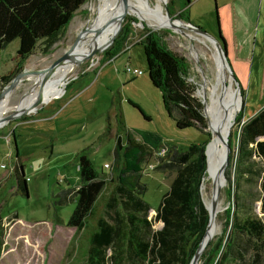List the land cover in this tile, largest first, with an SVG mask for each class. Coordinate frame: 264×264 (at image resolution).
I'll list each match as a JSON object with an SVG mask.
<instances>
[{
    "label": "rangeland",
    "instance_id": "1",
    "mask_svg": "<svg viewBox=\"0 0 264 264\" xmlns=\"http://www.w3.org/2000/svg\"><path fill=\"white\" fill-rule=\"evenodd\" d=\"M188 1L187 6V0H167L162 6L163 13L184 25L187 22L178 19L177 15L186 10L189 23L216 39H221V36L227 44V61L234 77L229 76L228 68H225V73L233 84L235 98H239V112L228 138L230 154L235 162L240 155L243 125L264 108V0ZM95 6L96 0H87L52 48L46 50L37 43L22 64L16 58L18 40L0 51V76L11 75L12 80L20 72L27 73L8 93L3 118L14 112L30 90L40 89L35 85L41 84L36 83L41 71L68 51L77 36L88 28ZM120 21V29L108 48L73 64L67 83L60 87V95L42 102L36 111L0 126V264H87L91 247L90 223L86 230L67 225L75 208L73 191L80 184L75 157L82 150H86L99 179L106 183L94 205L95 215L89 220L95 223L100 218L117 231L113 245L105 252L106 264H146L132 258L134 253L128 245V234H137L144 240L150 234L130 229L122 200L117 199L114 193L115 184L109 182L118 135L114 118L117 105L126 130L153 132L163 139V149L150 153L142 164L138 179L144 189L140 197L150 206L147 219L151 221L153 231L161 228V224L154 221L155 209L175 176V172L168 169L160 158H164L171 148L185 150L190 144L209 143L212 137L208 125L203 134L194 128L176 129L163 109L160 92L149 82L143 49L138 44L148 31L158 34L169 51L184 59L188 68L187 80L196 86L195 97L201 103L200 92L207 90L210 73L214 70L212 47L215 45L189 30L183 29L184 33L179 34L168 28L153 27L126 10ZM116 45L120 50L109 57L108 53H113ZM127 67L141 70L142 75L132 78L125 71ZM33 87L35 89H31ZM128 100L138 104L150 120L143 119ZM106 118L110 133L102 137ZM205 120L208 124L206 117ZM12 135L16 137L18 160L14 155ZM17 163L23 167L27 198L17 191L13 173ZM257 168L259 170L260 166ZM230 174L231 182L225 180L219 191V212L214 218L216 233L208 243L224 237L231 243L230 252L233 249L238 253L242 251L240 264L251 261L252 250H256L264 260V247L253 249L235 236L227 216L230 205L236 208L237 198L241 204L240 218L247 215L262 218L258 180L237 176L234 165ZM200 192L204 206L206 201L210 205L212 188H207L206 192L200 189ZM60 193L63 195L58 198ZM61 201L63 204L59 203ZM121 258L127 259L123 261ZM199 258L196 264H201ZM221 264L239 263L229 257Z\"/></svg>",
    "mask_w": 264,
    "mask_h": 264
},
{
    "label": "trees",
    "instance_id": "2",
    "mask_svg": "<svg viewBox=\"0 0 264 264\" xmlns=\"http://www.w3.org/2000/svg\"><path fill=\"white\" fill-rule=\"evenodd\" d=\"M86 1L0 0V51L12 41L18 40L16 58L19 64H22L32 54L37 43L46 50L52 48ZM186 5H189V1ZM177 16L178 19L189 23L186 10L179 12ZM220 38L222 39L221 36ZM138 45L143 49L149 82L160 92L163 109L174 122L176 129L194 128L203 134L207 128L203 105L195 97L196 86L187 80L188 68L184 59L169 51L156 33L148 31ZM119 50L120 46L116 45L113 53H108V56L113 57ZM11 78V75L0 76V93ZM128 104L135 108L143 119L150 120L138 104L131 100H128ZM114 113L118 135L113 148L109 182L115 184L114 193L117 199L122 200L130 229L147 231L150 234L146 240L137 234H128V245L134 253L132 258L136 262L146 264H189L209 222L208 211L200 192L206 169L204 149L207 141L190 144L185 150L171 148L164 158H160L168 169L175 172V176L169 190L163 194L155 209L154 221L159 222L161 228L153 231L151 221L147 219L150 206L140 197L144 189L138 179L142 164L150 153L163 149V139L153 132L126 130L121 122L118 105L114 107ZM109 133L110 126L106 118V126L101 136L106 137ZM12 137L13 144H16V137ZM239 149L240 155L235 162L229 154L228 166L224 172L225 180L231 182L233 165L237 176L256 178L260 191V214L264 219V108L243 125ZM15 158L19 159L18 153ZM75 158L80 184L73 191L76 197L75 208L67 225L86 230L90 223L91 247L87 264H106L105 252L113 245L117 231L100 218H97L95 223L89 220L95 215L94 205L105 190L106 183L99 179L86 150L79 152ZM13 173L18 193L23 197L27 196L22 165L18 164ZM62 195L63 193H60L57 197ZM59 203L63 204L62 201ZM240 205L236 198V208L233 204L227 208L230 229L235 236L242 238L247 246L253 249L264 247V220L252 215L240 218ZM230 248V241L219 237L215 242L210 241L207 244L199 261L201 264H221L226 258L232 257L235 263L240 264L242 251L238 253L233 249V253L229 251ZM252 253L251 261L246 264H264L262 255L256 250H252Z\"/></svg>",
    "mask_w": 264,
    "mask_h": 264
},
{
    "label": "bare ground",
    "instance_id": "3",
    "mask_svg": "<svg viewBox=\"0 0 264 264\" xmlns=\"http://www.w3.org/2000/svg\"><path fill=\"white\" fill-rule=\"evenodd\" d=\"M167 0H96L93 17L91 23L77 41L72 51V56L81 60L94 48H102L108 44L116 33L119 18L123 11L135 15L140 21L146 22L156 28H168L175 33L183 34V27L172 28L171 19L163 13V4ZM93 10V9H92ZM90 22V21H89ZM178 26H185L181 22L173 21ZM86 30V29H85ZM204 43L205 41H202ZM211 42V41H210ZM213 43V42H212ZM207 44V43H206ZM214 44V43H213ZM215 45V44H214ZM213 48L214 70L212 71L210 83L207 90L200 92L203 103V114L208 120V129L212 135L208 144L207 169L202 179L201 189L206 192L207 188H212L215 195H212V201L209 205L205 202L207 210L211 212V219L203 240L202 247L205 248L208 241L213 238L216 233L215 215L219 212L217 201L219 191L225 183L224 175L218 176L219 167L224 163L225 144L228 143L229 131L231 130L235 116L239 112V98L236 99L233 90V84L227 78L225 66L219 60L216 45ZM74 62L67 61L57 67L55 71L44 79V72L36 79V83H41L40 89L30 90L16 106L15 109L22 110L31 107L40 97L42 102L50 101L55 95H60V87H64L68 81V77L73 72ZM35 87L31 89H35ZM57 90V93H56ZM52 91L54 94H51ZM8 93L4 94L0 99V120L3 118L2 113L5 109L4 103ZM50 96V97H49ZM6 106V105H5ZM5 125L4 123L1 125ZM214 201V208L212 203ZM217 208V209H216Z\"/></svg>",
    "mask_w": 264,
    "mask_h": 264
},
{
    "label": "water",
    "instance_id": "4",
    "mask_svg": "<svg viewBox=\"0 0 264 264\" xmlns=\"http://www.w3.org/2000/svg\"><path fill=\"white\" fill-rule=\"evenodd\" d=\"M188 1V0H187ZM173 21H177V20H172L171 19V22H172V28H177V27H183L182 29H185V30H189V31H192L202 37H204L205 39L213 42L215 45H216V48L218 50V56H219V60L221 61V63L224 64L225 68H228V74L229 76H231L232 78L234 77V74L230 68V65L227 61V51H226V47H225V43L224 41H221V44L218 42L220 39H216L208 34H206L203 30H201L200 28L192 25L191 23H187V24H184L185 26H178L176 24H174ZM121 22H119V27L114 35V37L112 38V40L107 44L105 45L104 47L102 48H94L92 49L86 56H84V60L86 59H89L91 58L92 56H94L95 54L99 53V52H102L103 50H105L106 48H108L112 42L114 41V38L115 36L117 35L118 33V30L120 29V25H121ZM87 32V29L84 30L81 34H79L76 38V41L84 34ZM75 43L72 44V46L69 48L68 51L64 52V54L59 57L53 64H51L48 68H46L45 70L41 71V72H44L45 76H44V79H47L54 71L57 67L63 65L67 59L73 61L74 63L78 64L81 60H77L75 59L73 56H72V51L74 50V47H75ZM146 69H147V66H146ZM40 72V73H41ZM27 73L26 72H20L18 73L12 80L10 83H8L7 85H5L3 87V89L1 90V93H0V99L2 98V96L6 93H9L12 88L14 87V84L17 83V81L23 77L24 75H26ZM236 86H238V83L236 82ZM235 91L238 92V89L235 88ZM42 104V100L40 97H37L36 101L32 104L31 107H27V108H24L22 110H18V109H15L14 112L4 118H2L0 120V126L3 124V123H6V122H9V121H13V120H16V119H19L20 117L22 116H25V115H28L34 111H36V108ZM13 139V138H12ZM208 144H206L205 146V149H204V154H205V159H206V163H207V158H208V155H207V152H208ZM226 146V153H225V158H224V163L219 167L218 169V172H217V175L218 176H222L224 175V172H225V169L228 165V162H229V154H230V148H229V145L228 143L226 142L225 144ZM13 149H14V155L16 156L17 154V147H16V144L14 143L13 145ZM225 178V177H224ZM213 195H215L214 191H213ZM27 198V196H25ZM206 208V207H205ZM214 208V201L212 203V209ZM207 210V209H206ZM208 211V215H209V222H208V225L206 227V231H205V234L202 238V240L200 241L198 247H197V250L195 251V254L193 256V258L191 259L190 263L189 264H196L197 261H198V258L201 256L203 250L205 248L202 247V243H203V240L206 236V232L208 230V226H209V223H210V219H211V212L210 210H207ZM208 244V243H207ZM207 246V245H206Z\"/></svg>",
    "mask_w": 264,
    "mask_h": 264
},
{
    "label": "built area",
    "instance_id": "5",
    "mask_svg": "<svg viewBox=\"0 0 264 264\" xmlns=\"http://www.w3.org/2000/svg\"><path fill=\"white\" fill-rule=\"evenodd\" d=\"M125 71L132 78H137L138 76L142 75V71L141 70L136 69V68H132V67H127Z\"/></svg>",
    "mask_w": 264,
    "mask_h": 264
},
{
    "label": "flooded vegetation",
    "instance_id": "6",
    "mask_svg": "<svg viewBox=\"0 0 264 264\" xmlns=\"http://www.w3.org/2000/svg\"><path fill=\"white\" fill-rule=\"evenodd\" d=\"M219 41L221 42V41H224V40L220 39ZM224 43H225V47L228 48L226 42H224Z\"/></svg>",
    "mask_w": 264,
    "mask_h": 264
}]
</instances>
